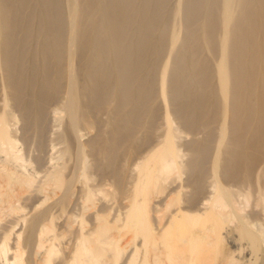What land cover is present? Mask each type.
<instances>
[{"label": "bare ground", "instance_id": "obj_1", "mask_svg": "<svg viewBox=\"0 0 264 264\" xmlns=\"http://www.w3.org/2000/svg\"><path fill=\"white\" fill-rule=\"evenodd\" d=\"M0 70L6 76L4 92L27 128L39 127L45 106L61 94L69 133L80 123L90 126L92 114L110 118L102 138L91 143L99 154L98 168L114 177L110 198L122 183L119 157L137 152L150 139L157 105H168L189 133L213 120L219 124L213 184L203 209L195 208L196 198L213 132L207 129L203 140L191 143L188 164L180 167L181 137L165 110L163 139L136 167L129 206L118 223L100 225L102 214L96 213L99 225L86 229L81 219L69 254L57 259L53 242L39 264H102L106 257L110 264L224 261L219 232L235 209L220 180L246 182L264 159V0H0ZM2 104L0 151L6 161L17 162L9 104L6 99ZM8 174L7 186L22 182ZM182 174L191 193L182 194L183 185L169 191L161 186ZM60 176L55 173L53 182L67 192L71 181ZM25 181L23 186L31 183ZM155 193L165 196L154 201ZM91 202L93 195L86 192L85 203ZM67 203L63 198L57 204ZM46 215L26 219L30 232L17 235L12 253V231L3 236V263L32 264V257L23 260L20 243L31 244V233ZM110 228L131 235L128 255L117 237L105 238ZM51 232L52 226L43 228L39 238ZM242 236L257 248V238L246 229Z\"/></svg>", "mask_w": 264, "mask_h": 264}, {"label": "rangeland", "instance_id": "obj_2", "mask_svg": "<svg viewBox=\"0 0 264 264\" xmlns=\"http://www.w3.org/2000/svg\"><path fill=\"white\" fill-rule=\"evenodd\" d=\"M213 59L217 60V56ZM5 78V73L0 70V114L3 100L6 99L9 104V131L17 141V149L14 154L19 158L17 162L11 158L6 161L5 153L0 151V195L5 193L6 196H0V244L3 236L12 231L8 240V248H11L9 252L12 253L15 249L17 235L23 238L30 232L26 219L34 214L47 212L46 217L40 220L39 225L31 233L33 237L31 244L20 243L23 260L32 257V264L41 262L46 247L53 242L55 248L59 250L57 259L60 255H68V251H71L70 247H73L77 239L81 219L87 226L86 229H95L99 224H108V221H111V224L118 223V219L123 216L129 206L131 183L134 180L136 167L163 139L166 129L163 118L165 110H168L170 121L181 137L178 141L180 167H186L188 164L191 143L203 140L207 129L213 132L209 137V155L203 163L205 178L202 181L200 195L196 198L195 208L201 210L208 203L210 188L213 184L210 171L219 128V124L215 120L209 122L207 126H200L196 131L189 133L183 128L168 105L166 108L157 105L158 116L150 139L143 142L137 152L127 156L122 154L119 157L116 167L121 171L122 183L113 198H110L107 196L115 189L114 177L110 172L102 170L101 167L98 168L99 154L91 148L93 141L102 138V131L107 128L110 118L105 113L92 114L89 116L90 126L80 123L75 127L74 132L69 133L68 116L63 108L66 102L65 95L61 94L45 106V116L37 127L38 129L27 128L24 125L21 111L17 106H14L4 92ZM138 123H142L141 119H138ZM67 149L70 153L66 152ZM260 161L251 178L246 182L228 183L225 181V183L220 180L231 195L235 214L219 232L222 242L220 252L223 253L225 259L223 261L220 257L215 264H264V177L260 175V171L264 167V159ZM57 172H60L63 181H71V187L67 192L60 190L54 183L52 176ZM6 173L22 182H14L12 187L7 186L4 179ZM172 176L168 177V180L161 186L169 191L176 188L177 185H183L181 186L183 187L182 194L192 192L193 187L184 186L188 185L186 174L177 177L178 179L175 178V175ZM13 178L11 179L14 180ZM24 179L27 181L31 179V183L27 184L28 186H23ZM27 181L25 182L27 183ZM86 192L93 195V202L90 204L85 203ZM164 196V194L155 193L151 199L160 201ZM63 198H68L65 207L57 204ZM96 213L99 216L102 214L99 224L95 221ZM50 226H52L53 232L46 233L39 238L40 231ZM244 229L257 238V248H254L250 241L242 236ZM106 236L107 239L117 237L119 246L124 248V253L127 255L132 251L130 245L132 243H129L131 235L110 228ZM54 237H57L58 240H54ZM39 244L42 247H39ZM107 254L110 256V251ZM226 259L228 260L226 261ZM107 260L106 257V262L102 264H110ZM0 264H5L2 258H0Z\"/></svg>", "mask_w": 264, "mask_h": 264}]
</instances>
